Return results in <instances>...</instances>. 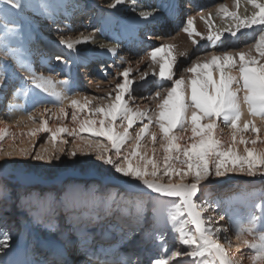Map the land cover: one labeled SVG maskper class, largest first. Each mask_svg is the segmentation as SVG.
Here are the masks:
<instances>
[{
  "label": "snow or ice",
  "instance_id": "obj_1",
  "mask_svg": "<svg viewBox=\"0 0 264 264\" xmlns=\"http://www.w3.org/2000/svg\"><path fill=\"white\" fill-rule=\"evenodd\" d=\"M123 2L114 0L109 7L115 8ZM235 2L237 10L218 5L220 13L233 21L224 28L214 26L211 13L208 17L201 13L200 18L209 29L205 38L215 43L225 33L235 37L241 29L258 26L255 43L246 51L212 52L204 59L189 61L188 67L178 62L180 55L187 60V52L178 53L175 44L163 42L151 48L146 52L150 72H140L139 80L144 81L151 74L157 78L160 90L150 97L155 101L154 106L142 108L133 106L136 78H130L131 66L116 73L122 80L110 91L95 96L75 91V81L67 74L57 80L52 75L38 73L20 42L22 20L13 18L32 7L31 0H0V21H3L0 48L29 73L19 78L20 87H16L8 62L0 58V93L6 97L11 90L14 98H27L31 92L35 110L28 120L40 123L27 136L34 141L40 133L48 134V146L42 145L40 151H34V142L32 149H5L0 143V162H3L0 169L13 157H31L48 164L60 161L61 157H89L72 162L109 166L115 174L150 190L155 197L151 202L152 218L145 220L141 232L147 230L151 239L163 244L164 229H168L176 235L178 246L168 251L165 258L153 259L150 264H183L184 258L187 264H244L245 256L241 254L244 248L252 250L247 257L250 264H264V230H259L264 223V203L256 205L261 209L260 216L250 214L244 222L230 218L236 233L233 244L227 236L228 229L221 223L224 214H216L219 203L201 199L199 195L205 183L229 174L264 176V133L254 119L242 122L244 105L251 116L264 120V0H247L254 9L251 15L240 14V0ZM38 5L44 16L57 23L59 5L51 0H38ZM157 13L158 9L153 8L139 12L138 16L141 23H146L149 18H156ZM195 19L187 16L182 30L197 44L195 37L202 34L195 27ZM110 23L101 21L100 28L87 35L81 33L79 38L59 36V45L72 58L57 53L52 59L65 66L74 63L82 69L88 68L91 61L81 57L77 45L95 43V32L104 31ZM56 31H60L59 27ZM13 37L19 42L16 47L12 46ZM109 51L115 55L117 48ZM49 103L51 108L47 106ZM9 107L20 105L9 104ZM69 118L70 125L65 123ZM50 119L56 122L55 127L49 126ZM16 123L20 125L22 121ZM221 124L230 129L228 134ZM9 135L16 139L8 127H0V142ZM9 199L7 186L0 182V205L6 207ZM138 206H143V202ZM11 240L10 233L0 232V264H9L3 257L12 251ZM16 264H70V261L62 251L56 250L53 259L46 257ZM125 264H138V261L129 258Z\"/></svg>",
  "mask_w": 264,
  "mask_h": 264
},
{
  "label": "rangeland",
  "instance_id": "obj_2",
  "mask_svg": "<svg viewBox=\"0 0 264 264\" xmlns=\"http://www.w3.org/2000/svg\"><path fill=\"white\" fill-rule=\"evenodd\" d=\"M83 1L84 2L86 1L88 6L84 8V12L82 13L80 12L78 13L77 11L76 15L79 14L82 15V19L84 18L85 20L88 19L89 16L88 12H90L93 9H96L95 7L104 8L107 5L105 3L108 2V0L106 1L82 0V2ZM216 2L223 3V0H217ZM216 2L215 1L214 3L212 2L214 6L215 4H217ZM245 3L243 5L245 7V12L247 11L250 12L253 6L250 3H248L247 0L245 1ZM184 5H186V0H179L178 8H180L181 11L183 10L181 15L183 16V18H181L180 20L179 19L178 20L174 19L173 21L169 20L170 22L168 23V26L170 27L167 28V30H165V28H160L158 26L156 32L149 30V31H141V33L140 32L130 33L131 39L129 41L130 42L129 46H131L132 48L126 45L124 46L125 48L123 47L115 55H110L113 57L109 56L110 59L109 58L107 59L109 63L111 62L109 65H107V68L102 69V72H100L99 74L97 72L95 73L96 74L95 76H97L99 80L93 81V83H91L92 80L86 81L85 83L84 82L79 83L78 93L88 96L103 95L107 93L112 89V87H114L115 83L120 82L122 80V77H117L116 73L118 71L122 72L125 67L131 66L133 72L130 78L133 77L136 78V83H134L133 85L134 90L132 93V95L136 98V102L135 104H133V106L135 107L139 105L142 108L151 107L154 106L155 101H151L150 97L153 96L156 91L160 90L157 84V78L153 77L150 74L144 81L139 80L140 72L142 71L150 72V69L147 67V65L150 62L147 63L146 61L148 60L145 61V58H146V52L150 51L151 48L157 47L163 42L172 43L178 37L183 35L184 38L183 40L185 42L179 41L176 42L175 45L178 53L187 52L188 54L187 60H185L184 56L180 55L178 56V62L182 63L184 67H188L189 61L198 58L204 59L205 57L210 56L212 52H217V53L221 51L236 52L237 50L239 52L241 50L247 49L249 45L255 43L259 31L257 32V35L254 38V40L249 41L250 43L246 42L243 39L244 41L241 44L240 36L237 37L236 39H233L234 46L237 40H239V43L236 44L237 45L236 48L233 47V44L232 45L229 44L228 46H224V48L222 47V49H217V48L215 49L214 47L210 46L211 42L205 38L207 36V33L205 35V33L202 32H200L202 34L201 36L195 37L198 43L194 44L192 42L193 38L190 37L187 33H184L182 30L186 19V15L184 14H186L187 12V10L181 8ZM214 6H208V7H214ZM229 10L230 11L237 10V8L235 7ZM241 10L242 8L238 9L240 14L242 13ZM202 11H204L202 10V6L196 4V6H194V9L192 10L191 13H195L194 15H198V13ZM216 17L217 16L211 18L212 22L214 23V26L217 28L219 27L223 28L222 25L220 24V22H223L222 21L223 19H217ZM72 22L74 23V19ZM58 23L60 24L59 32H57L56 29H51L50 27L40 26L39 27L40 33H44L46 35L53 33V36L49 35V37L57 38V39L59 36H67V37L75 38V36L77 35L72 37L70 36V34H75L77 28H82V30H85L87 28V27H83L85 25L84 23H77V21H75V26H74L75 28L73 30H71L67 25H65L64 22L62 23L58 22ZM96 23L97 20L96 22L95 21L92 22V24L91 22H88V24L93 25L92 27H96L95 25ZM76 24H78L79 27L76 26ZM221 41H219V43H221ZM23 45L24 48L28 46L26 42H23ZM57 47L58 46L46 47L47 51H49L50 57H48L47 59L48 61L47 64L45 62H43V64L37 63L38 73H43L44 75H46L52 71H55V73L57 71L60 73L58 77L64 79L65 74L68 70L65 68L71 66L73 67V72L77 71L83 75L87 74V68L82 69L80 66L74 63L63 67L61 66L60 63L53 60L52 57L57 53L64 54L66 59L72 58L71 53L68 52L63 53L62 51L56 49ZM80 55L81 57H86L91 61L89 67L93 65L95 66V58H101V59L104 58L99 52L81 53ZM0 58L3 57L0 55ZM10 67L13 68V66ZM73 75L74 73L71 76ZM20 77L22 76L19 75L18 77H16L17 79H15V81L19 80ZM93 84L95 85L99 84L100 87L97 88L96 86H93V88H91V85ZM167 86L168 85H165V87ZM47 106L50 108L52 107L50 103ZM34 110L35 109L33 105H29L25 107V112L27 113L26 115L28 116ZM3 116H5V113L0 115V123L2 121ZM39 123L40 121L38 120L35 124L32 125L27 124L24 127L17 128L15 126H11L8 129L9 132L11 134H14L16 139L20 137L21 143L20 142H17L16 144L12 143L11 141L13 140L12 135H9L8 137L5 138V141L2 143L4 148L9 149L10 147L11 148L24 147V148L32 149L33 142L35 144L34 151H40L42 145L47 147L48 144L46 143V140L48 134L40 133L34 139V141L27 136V132L32 128L38 127ZM65 123L70 125V118L69 120H66ZM49 126L55 127L56 122L54 123V121L50 119ZM221 128L223 129L224 133L227 134L228 129L223 124H221ZM68 139L71 140L70 137ZM16 158L19 159L24 164V167L29 169H26L27 171H24L25 174L18 173L7 165H4L3 169H0V181L2 183H5V185H7L10 188L9 191L10 199L7 201L6 207L0 205V232L7 231L8 233L9 232L12 233L15 228L14 223L15 222L18 223V221H21L23 219L24 215L22 211L28 210L26 208V205H28V201L25 200L23 202V198L25 196L27 195L29 196V193L31 194V192L34 189H36L38 191V194H40L39 196L45 197L46 195L45 193L47 191L53 190L52 192L53 194H50V196L47 197L45 200L44 208H42L43 212H41L42 217L30 219L33 223L32 227L33 228L35 227L34 230L36 232V237L33 238L32 244H33V249H35L37 252L35 250L30 251V253H32L34 256V260H40V259L43 260L46 257L48 259L54 258L52 252H50L49 254L48 248L45 247L41 248L42 246L40 245V243L36 242L35 239L38 237V235L46 240L47 238H55V240L59 241L60 243L62 244L64 243L63 245H65V248L67 247L66 248L67 251L75 248V251L74 250L72 251V256L74 257L73 258L74 264H78V263L86 264L87 262L88 263L92 262V260H95L97 256H100L101 258L100 260L102 262L100 260H96L97 262L95 264L97 263L116 264L115 262H117V264H122V263L125 264V261H127L129 258L133 260H137L138 264H150V261L153 259L165 258L166 255L168 254V251L172 250L175 246H178L176 235L170 232L168 229H164L165 243L163 244L151 239L148 236L147 230L141 232V227L145 222L144 219L146 215H149V219H151L153 215V207L151 206L150 208H148L146 205L147 196H148L147 194L150 192H148L147 194H142L140 192H137L139 194L132 195L130 199V204L131 206L139 208V212L130 213L128 218H125L117 222L118 223L117 225H121L123 230L126 229L124 233L122 232L123 234L119 233L118 231L116 234V230H115L116 226L111 225L112 222L110 221L111 218L97 220L96 217H93L96 215V213H100V212L102 214L106 213V207L109 206L110 204L109 200L111 199V193L108 192V189L112 186L113 187L119 186L117 184L119 183L118 181L119 176L116 175L109 166H102L100 164L82 165L80 163L72 162L73 160L89 159V157L86 156H79L77 158H72V159L61 157L60 161H53L52 164H48L47 162L44 161H36L31 157H26V158L16 157ZM26 174L27 175L30 174L36 177L37 179L36 183L34 184L27 183L25 181ZM263 177L264 176H261L259 174L255 177H249L247 175H236V176L229 175L227 178L224 179L223 178L213 179L211 183H205V185L201 190V193L199 194L201 196V199H207L209 202L219 203V207L216 209V214H224L225 219L221 223L224 225L225 228L228 229L227 236L233 241V243L235 240H233L234 239L233 229L229 222L230 214H232V217L234 218H240V217L245 218V220H243L242 222L246 221V218L250 214L254 213L255 215L259 216L260 212H257L256 205H258V203H261L262 202L261 199L264 198ZM71 181L75 182L80 186L79 190L73 189L68 193H66V184H68ZM118 189L119 190L116 191L118 197L117 199L127 194L124 188L118 187ZM83 193H85L86 195H83ZM233 194H237L238 196L241 197L242 203L236 201L235 203L232 204V205L236 204L241 209V211L239 212H232L231 206L230 207L227 206L225 202V200L227 201L228 199V198L226 199V197H231L233 196ZM219 196L221 197L218 198ZM58 200H60V203L62 204L58 205L57 202ZM116 200L114 202H118V200L117 201ZM140 202H143V206H138ZM122 203L123 202L120 201V203L118 202L116 203V205ZM48 211L50 213H48ZM95 219L96 221H94ZM44 224L47 225L46 226L47 228L44 227ZM90 224L93 227H91ZM263 226L264 223L261 224L260 229L262 228L263 230L264 229ZM82 227L84 228L83 230L81 229ZM98 227L99 229H97ZM189 227L191 228L194 226L189 225ZM48 230L51 231V236H47L48 234L46 235V232ZM106 230L108 231V234L105 236ZM96 235L97 237H95ZM222 239H223V234H222ZM70 241L72 242L70 243ZM70 245L72 247H69ZM89 246L90 247L94 246L93 251L91 250L85 251L86 247L90 248ZM166 247L167 249L165 250ZM250 250L251 249L244 248L243 251L241 252L242 253H246V251L251 252ZM80 251H85V253L84 256L79 259L77 256L74 255L80 253ZM85 256L87 258H85ZM183 264H187V258H184Z\"/></svg>",
  "mask_w": 264,
  "mask_h": 264
},
{
  "label": "bare ground",
  "instance_id": "obj_3",
  "mask_svg": "<svg viewBox=\"0 0 264 264\" xmlns=\"http://www.w3.org/2000/svg\"><path fill=\"white\" fill-rule=\"evenodd\" d=\"M214 1L216 2L217 0H186V5L181 7V8H184L185 10H187L186 14L183 13L184 15H186V18H187V16H194L196 18L194 23H195V27H196L197 31L205 33V35H206V33L208 34L209 29H208V26H207V23L205 22V20L200 18L201 13H203V15L205 17H208V14L211 13V18H213L214 16H217L216 17L217 19H223L222 20L223 22H220V24L222 25L223 28L227 27V25L233 23V21L230 18H224L223 14L220 13V11L218 10V5L225 4L228 6L229 9L235 8L236 7L235 0H225V2L223 0V3L216 2L217 4H215V6L213 4ZM245 1L246 0H240L239 8H242L241 14L251 15V13L253 12L254 9L251 8L250 12L247 10H246L247 12H245V7L243 6ZM22 2H28V0H22ZM51 2H54L57 5H59L57 12H56L57 23H53V20L48 19L46 16H44L41 13L39 5H38V0H31L32 7L27 8L23 12H21L19 17H13L14 19L22 20L23 26L20 29L22 40L20 42H22V43L26 42V44L28 45L27 47H25V49L27 50L25 55L27 56V59L31 62L33 68L36 71H37V63H41V64H43V62H45L46 64L48 63L47 59L50 56H49V51H47L46 47L58 46L56 49L62 51L63 53H67L64 46L59 45L57 38L49 37V35L53 36V33H51L49 35H46L44 33H40V30H39L40 26L41 27L46 26V27H50L51 29H56L57 27L60 26V24L58 22H60V23L64 22L65 25H67L71 30H73L75 28L74 27L75 21H77V23H84L85 25L83 27H87L85 30H82V28H77V31L75 32V34H70V36H72V37L77 35V36H75V38H79L81 33H83L84 35H87L88 33H92L94 31V29L100 28L101 21L112 22L106 27V29L104 31H96L95 32V43L87 42V43L77 45V51L80 54L81 53L99 52L102 55V57H104V58H102V59L101 58H95V66L93 65V66L88 67L87 68V74H84V75L80 74V72H77V71L73 72V67H71V66L65 68V69H68L66 72L67 76L74 79L75 91H77V92L79 91V87H78L79 83H82V82L85 83L86 81H90V80H92L91 83H93V81L99 80L98 77L95 76L96 75L95 73L97 72L99 74L100 72H102V69L107 68V65H109L111 63V62L109 63L107 60L108 58L110 59V57H113V56H110V55H113L109 51L110 48L115 47V48H117V52H118L126 45H128V47H131V46H129L130 45L129 41L131 39L130 33H134V32H137V33L140 32L141 33V31H149V30L156 32V29H158V26L160 28H165V30H167V28L170 27V26H168V23L171 20L172 21L174 19L180 20L181 18H183V16H181L183 10L181 11L180 8H178L179 0H124V2L122 4L117 5L115 8L109 7V5L114 3V0H108V2L105 3L107 5L104 8H99V7L94 6L96 9H93L90 12H88L89 16H88L87 20H85L84 18L82 19V15H80V14L76 15L77 11H78V13L84 12V8L88 6L86 1L82 2V0H51ZM196 4H198L199 6H202V10H204L202 12H199L198 15H194L195 13H191L192 10L194 9V6H196ZM208 6H214V7H208ZM153 8L158 9V13H157L156 18H154V19L149 18L148 22L141 23L140 18L138 16V13L141 11H150ZM14 12H15V10H14ZM73 19H74V23L72 22ZM96 20H97V23L95 24L96 27H92L93 26V25H91L92 22H94V21L96 22ZM185 21H186V19H185ZM88 22H91V24H88ZM2 23H3V21H0V24H2ZM225 24H227V25H225ZM9 26L11 27L12 25L10 24ZM76 26H78V24H76ZM258 31H259L258 26H253L252 28H249V29H241L240 32H238L235 37H232L230 34L225 33V35L221 39L222 40L221 43H219V41L215 42V43L210 41L211 42L210 46L214 47L215 49L216 48L222 49V47L224 48V46H228L229 44H231V45L233 44V47L236 48L237 47L236 44L239 43V40H237V42L234 46V43H233L234 40L233 39H236L237 37L240 36L241 44L244 40L246 42L253 41L254 38L256 37ZM0 32H2V29H0ZM75 38H73V39H75ZM183 39H184L183 35H181L176 40H174V42H172V44H175L176 42H179V41L185 42ZM18 43L19 42L16 40V38L13 37L12 38V46L16 47V46H18ZM100 45H103L104 47H100ZM247 49H244V50L246 51ZM236 52H238V50ZM0 55L3 57L4 60H6L8 62V64L10 66H13V68L10 67V70L14 74L15 79H17L16 77H18L19 75H21L22 77L29 75V73L24 68L20 67V65L11 56L7 55L6 52L2 48H0ZM146 60H148V59L145 58V61ZM146 62L149 63L150 61L148 60ZM61 66L65 67V65H63V64H61ZM157 68H158V66H157ZM73 73H74V75L71 76ZM59 74L60 73L57 71H56V73H55V71H52L46 75H52L55 79L60 80L62 78L58 77ZM17 81H15V86L20 87L19 80H17ZM93 86H96V85L95 84L91 85V88H93ZM9 104H13V105L19 104L20 107L19 108L9 107ZM29 105H32V93L31 92L29 93V97H27V98H24V97L14 98L11 94V90H9L6 97H5V94L0 93V115L5 113V116H3L2 121L0 123V127H8V129H9L11 126H15V127L19 128V127H24L27 124L28 125L35 124L37 121L35 123H33L32 121H29L28 115H26L27 113L25 112V107H27ZM4 109H5V112H4ZM250 119H254L257 123V126L261 127L262 132L264 133V120H262V118L259 116H256V117L251 116L250 113L248 112L247 106L244 105L242 122L246 121V120H250ZM17 120H21L22 123L20 125H17V123H16ZM54 123H55V121H54ZM229 132H230V129L227 130V134ZM248 135H249V133H245V136H248ZM4 141H5V139L0 143H3ZM11 141L14 144H16L17 142L21 143V138L18 137L17 139L11 140ZM260 146L261 145H259V143H258L257 147H260ZM242 147L243 146H241V148ZM148 151H149V154H151L150 148L148 149ZM0 163H3V162H0ZM5 165L9 166L11 169H13L14 171H16L18 173H24L25 174L24 171H27L26 169H29V168L24 167V164L19 159H17L16 157L8 159L7 162L5 163ZM116 175H118V174H116ZM229 175L230 176H236V175H244V174H229ZM228 176H225L222 178L224 179V178H227ZM36 180H37L36 177H34L30 174L29 175L26 174L25 181L27 183L34 184V183H36ZM118 181H119V183H117V184L119 186H117V187L112 186L108 189V192L111 193V199L109 200V202H110L109 206L106 207V213L102 214L100 212V213H96V215L93 216V217H96L97 220L111 218V220H110V221H112L111 225L116 226L115 227L116 234H117V231L119 233H122V232L124 233L126 231V229L125 230L122 229L121 225H117L118 224L117 222H119L125 218H128L130 213L139 212V208L131 206V204H130V199H131L132 195L139 194L137 192H140L142 194H147L148 192H150V190H147L138 184L129 183L127 180L121 178L120 176L118 177ZM79 187L80 186L78 184L71 181L68 184H66V193H68L69 191H71L73 189L79 190ZM118 187L124 188L126 190L125 192H127L126 195H123L119 199H117L118 197H117V192H116L117 190H119ZM7 188L10 191V188L8 186H7ZM263 188H264V181H263ZM29 191H30V189H29ZM52 192H53V190L47 191L45 193L46 194L45 197H42V196H39L40 194H38V191L36 189H34L31 192V194L28 192L29 196L27 195L23 198V202L25 200L28 201V205H26V208L28 210L22 211V213L24 215L23 219L22 220L20 219L21 221H18V223L15 222L14 223V227H15L14 231L12 233L9 232L12 236V239L14 238L11 241L12 251L9 252L8 255L3 257V259H5L6 261L9 260L10 264L12 263L11 258L16 256L19 251H23V253H24L23 261L24 260H34V256L32 253H30V251L35 250V249H33L32 240L34 237H36V232L33 229V227H31L33 223L30 219L42 217L41 212H43L42 208H44L45 200L47 197L50 196V194H53ZM85 193H83V195H86ZM147 195L148 196H147L146 205L148 208H150L152 206L151 202L155 200V197L153 195H151L150 193H148ZM220 197L221 196H219L218 198H220ZM116 199L118 200L119 203H120V201H122L123 203L116 205V203H118V202H114ZM226 199H227V201L225 200V202H226L227 206H229V207L231 206L232 212L241 211V209L236 204L232 205L236 201H239L240 203H242L240 196H238L237 194H233V196L226 197ZM261 200H262V202L258 203V204L264 203V198ZM57 202H58V205L62 204V203H60V200H58ZM31 205L33 206V208ZM132 208H134V209H132ZM8 209H10V208H8ZM256 210H257V212H260L259 213V216H260L261 215V209L256 207ZM48 213H50V212L48 211ZM83 216H84V214H83ZM230 218L232 221H236V222H242L243 220H245V218H243V217L234 218V217H232V214H230L229 222H230ZM96 219L94 221H96ZM146 219H149V215H146L144 221ZM9 224H11V223H9ZM230 224H231L232 229H233V238H234L233 240H235V234H236L235 233V225L231 222H230ZM92 225H93V223H92ZM29 226L31 227V231L29 234L30 239H29L28 243L24 244L22 241L23 238L22 237L20 238L21 231L23 228H28ZM46 226L47 225L44 224L45 228H47ZM90 226H91V224H90ZM91 227H93V226H91ZM263 228H264V226H263ZM81 229L83 230L84 228L82 227ZM97 229H99V227ZM44 230H46V229H44ZM260 230H262V228ZM36 231H37V229H36ZM107 234H108V231L106 230L105 236ZM46 235L51 236V231L48 230L46 232ZM55 236H58V235H55ZM95 237H97V235ZM115 237H117V236H115ZM35 240H36V242L40 243V245L42 246L41 248H44V247L48 248L49 254H50V252H52L54 255L56 250L62 249L63 250L62 252L64 253V258L68 259L70 261V263H71V260L74 261V259H73L74 257L72 256V251L73 250L75 251V248H73L72 250L66 251V253H65V247H64L65 245H63L64 243L58 244V248H56L51 243L46 242L39 235ZM71 242L72 241H70V243ZM45 243H48V244H45ZM234 243H235V241H234ZM50 247H51V249H50ZM69 247H72V246L70 245ZM93 247L94 246H92L90 248L86 247L85 251H89V250L93 251ZM166 249H167V247L165 248V250ZM245 249H247V248H245ZM85 251H80V253H78L74 256H77L80 259L84 256ZM241 251H243V249ZM250 251L251 252L246 251V253L241 252V254H243L245 256L244 264H250V261H248V259H247V257L252 254V250H250ZM141 252H142V250H141ZM8 257H9V259H8ZM85 258H87V257L85 256ZM100 259H101L100 256H97L95 258V260H92V262H89V263L85 262V263L86 264H90V263L95 264L97 262L96 260H100ZM115 263L117 264V262H115Z\"/></svg>",
  "mask_w": 264,
  "mask_h": 264
}]
</instances>
